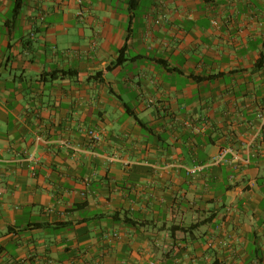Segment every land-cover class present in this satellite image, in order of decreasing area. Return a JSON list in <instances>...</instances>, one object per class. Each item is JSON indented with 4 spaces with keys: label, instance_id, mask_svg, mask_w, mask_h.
I'll list each match as a JSON object with an SVG mask.
<instances>
[{
    "label": "crops",
    "instance_id": "1",
    "mask_svg": "<svg viewBox=\"0 0 264 264\" xmlns=\"http://www.w3.org/2000/svg\"><path fill=\"white\" fill-rule=\"evenodd\" d=\"M16 2L0 264H264V0Z\"/></svg>",
    "mask_w": 264,
    "mask_h": 264
},
{
    "label": "built area",
    "instance_id": "2",
    "mask_svg": "<svg viewBox=\"0 0 264 264\" xmlns=\"http://www.w3.org/2000/svg\"><path fill=\"white\" fill-rule=\"evenodd\" d=\"M80 2H81V0H80ZM213 25H214L215 27H218V23H217L216 21L213 22ZM88 135H89L91 141L94 142V143H99V142L101 141V137H100V135H99L97 132H95L94 130H90V131L88 132ZM221 157H222V156H220L219 158H221ZM113 236L116 237V238L119 237L118 234H114Z\"/></svg>",
    "mask_w": 264,
    "mask_h": 264
},
{
    "label": "trees",
    "instance_id": "3",
    "mask_svg": "<svg viewBox=\"0 0 264 264\" xmlns=\"http://www.w3.org/2000/svg\"><path fill=\"white\" fill-rule=\"evenodd\" d=\"M21 6H22V2L21 0H17L16 4H15V7H14V10H13V13H14V16H17L19 13H20V10H21ZM122 58H120L117 62H116V65H121L122 64Z\"/></svg>",
    "mask_w": 264,
    "mask_h": 264
}]
</instances>
